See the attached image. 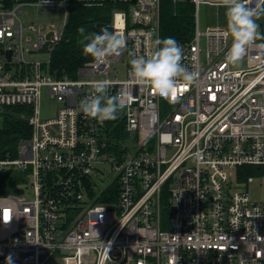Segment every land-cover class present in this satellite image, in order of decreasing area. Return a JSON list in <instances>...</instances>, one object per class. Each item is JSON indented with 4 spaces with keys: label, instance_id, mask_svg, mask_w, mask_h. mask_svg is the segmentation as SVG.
Wrapping results in <instances>:
<instances>
[{
    "label": "built area",
    "instance_id": "built-area-1",
    "mask_svg": "<svg viewBox=\"0 0 264 264\" xmlns=\"http://www.w3.org/2000/svg\"><path fill=\"white\" fill-rule=\"evenodd\" d=\"M170 1L193 6V33L177 41L199 76L165 98L129 64L161 38L162 0H0V118L6 107L30 111L19 117L29 135L0 158V190L14 185L0 194V264H264V201L248 197L253 178L264 184V17L243 68L231 69L227 26L198 29L199 6L226 0ZM27 6L61 9L63 22L25 23ZM76 6L108 8L105 27L124 45L57 77L51 57ZM104 79L126 102L116 119L79 111ZM42 89L58 107L41 120Z\"/></svg>",
    "mask_w": 264,
    "mask_h": 264
},
{
    "label": "clouds",
    "instance_id": "clouds-1",
    "mask_svg": "<svg viewBox=\"0 0 264 264\" xmlns=\"http://www.w3.org/2000/svg\"><path fill=\"white\" fill-rule=\"evenodd\" d=\"M48 2L42 0V3ZM225 15L231 36L225 61L236 63L245 55L246 46L261 35L257 18L264 17V0H226ZM78 31L83 34L85 28L81 26ZM83 39L86 41L83 44L84 55L95 60L119 51L124 45V39L107 27H102L99 32L87 33ZM155 45L154 50L144 55L130 53V70L140 83L167 98L173 95L179 82L191 83L199 73L182 65V46L175 37H158ZM107 84L106 79L93 81L94 94L79 101V111L100 120L116 119L126 102L120 96H108ZM194 155L198 158V154ZM5 264H13L11 256L5 257Z\"/></svg>",
    "mask_w": 264,
    "mask_h": 264
},
{
    "label": "trees",
    "instance_id": "trees-1",
    "mask_svg": "<svg viewBox=\"0 0 264 264\" xmlns=\"http://www.w3.org/2000/svg\"><path fill=\"white\" fill-rule=\"evenodd\" d=\"M225 9L224 7L221 8ZM221 10V12H222ZM224 11V10H223ZM108 8L82 7L76 6L70 11V16L65 29L63 40L53 51L51 57V72L57 76H75L76 70L83 63L92 60L91 56L83 53V37L87 33L99 32L97 24H107ZM193 6L186 3L173 4L170 0H162L160 5L159 33L161 38L168 36L175 37L178 41H186L190 38L193 29ZM223 18V15H220ZM83 26L85 33H80L78 29ZM5 117L0 128V158L7 153L14 152V148L20 139L26 138L30 129L26 121L19 119L20 115L30 114L27 106L6 107ZM123 129L119 127L114 134L121 133ZM243 176L253 175L254 167L244 166L240 168ZM247 173V174H246ZM116 186H113L115 189ZM164 206V204H163ZM163 207V215L166 213Z\"/></svg>",
    "mask_w": 264,
    "mask_h": 264
},
{
    "label": "rangeland",
    "instance_id": "rangeland-1",
    "mask_svg": "<svg viewBox=\"0 0 264 264\" xmlns=\"http://www.w3.org/2000/svg\"><path fill=\"white\" fill-rule=\"evenodd\" d=\"M218 7H209L206 4L200 5L198 9V29L199 32L203 33L207 26L214 25L216 23L226 24L227 19L223 17L219 21L217 20V16L219 14L225 15V9H221ZM222 10V12H221ZM63 11L57 8H47V9H35L33 7L27 6L23 7L22 13L19 16L21 21L25 23L30 22L31 20L36 21L40 25L43 26V29L46 26L51 24H58L63 22ZM108 15V13H106ZM220 16V15H219ZM109 30V29H108ZM27 36L31 39L34 38L32 33H28ZM200 46H204V39H200ZM27 48H31V45H26ZM39 57V56H38ZM39 60H43V57L40 56ZM243 68L242 63H232L231 69H241ZM121 71V68L119 69ZM113 77L114 75L111 74ZM118 78H122V74L118 75ZM89 80L96 79V77L87 78ZM58 107V103L54 99H50L45 89H42L41 95L39 97L38 102V116L39 118L45 119L51 117L55 114V110ZM2 125V119L0 118V128ZM111 176L113 173H110ZM104 183V182H103ZM248 197L253 201H264V184L260 183L259 178H253L252 181L248 184ZM53 264H61V263H53Z\"/></svg>",
    "mask_w": 264,
    "mask_h": 264
},
{
    "label": "crops",
    "instance_id": "crops-1",
    "mask_svg": "<svg viewBox=\"0 0 264 264\" xmlns=\"http://www.w3.org/2000/svg\"><path fill=\"white\" fill-rule=\"evenodd\" d=\"M219 15H221V14H219ZM217 16V20L219 21L220 19H222L220 16ZM223 17H226V15H223ZM192 18H193V13H192ZM68 22V21H67ZM214 25H225V26H227V23L226 24H219V23H216V24H214ZM193 28H194V19H193ZM192 33H193V29H192V32H191V35H192ZM160 34V33H159ZM191 35H190V37H191ZM161 37V36H160ZM190 39V38H189ZM71 77V76H70ZM72 77H75V76H72ZM18 143V142H17ZM16 148H17V144H16V146H15V148H14V152H12V153H7V155L6 156H10V157H13V156H15V153H16ZM15 176V175H14ZM20 176V174H18L17 175V178ZM14 185H11L10 184V186H6V188H4L3 186H1V190H0V194H4V193H6L7 192V188H9V189H12V187H13Z\"/></svg>",
    "mask_w": 264,
    "mask_h": 264
},
{
    "label": "water",
    "instance_id": "water-1",
    "mask_svg": "<svg viewBox=\"0 0 264 264\" xmlns=\"http://www.w3.org/2000/svg\"><path fill=\"white\" fill-rule=\"evenodd\" d=\"M102 27H105V24H97L96 25V28L98 29V31H100Z\"/></svg>",
    "mask_w": 264,
    "mask_h": 264
}]
</instances>
